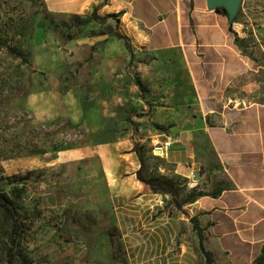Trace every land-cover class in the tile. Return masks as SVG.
Here are the masks:
<instances>
[{
  "label": "rangeland",
  "instance_id": "374dc122",
  "mask_svg": "<svg viewBox=\"0 0 264 264\" xmlns=\"http://www.w3.org/2000/svg\"><path fill=\"white\" fill-rule=\"evenodd\" d=\"M106 1L60 19L41 0H0V194L21 225L9 260L12 219L0 206V264H77L102 235L121 256L100 148L131 147L141 176L160 179L153 58L121 29L122 0L102 10ZM232 24L237 47L264 64V0H243ZM174 194L176 205L189 195Z\"/></svg>",
  "mask_w": 264,
  "mask_h": 264
},
{
  "label": "crops",
  "instance_id": "0c3cea01",
  "mask_svg": "<svg viewBox=\"0 0 264 264\" xmlns=\"http://www.w3.org/2000/svg\"><path fill=\"white\" fill-rule=\"evenodd\" d=\"M41 1L63 19L104 0ZM116 1L107 0L102 10ZM122 2L120 27L153 58L163 94L155 171L189 195L176 205V194L138 180L131 147L100 148L107 227L116 230L121 256L114 257L102 235L77 264H207L202 252L211 264H264V64L237 47L235 24L206 0ZM202 139L217 167L210 166ZM192 217L203 231L202 250Z\"/></svg>",
  "mask_w": 264,
  "mask_h": 264
},
{
  "label": "trees",
  "instance_id": "16d2710c",
  "mask_svg": "<svg viewBox=\"0 0 264 264\" xmlns=\"http://www.w3.org/2000/svg\"><path fill=\"white\" fill-rule=\"evenodd\" d=\"M218 10L226 14V12L223 9H218ZM136 154L138 156V160L140 163V168L138 169L137 174H136L138 180L148 185L153 191L166 192L172 195L174 192V186H175V184L172 181L160 180V179H145L141 176V169L143 168L144 160L140 153H136ZM213 194H215V192H213L212 195ZM199 195H204V194H201V193L197 194V196ZM0 206L10 214L11 219H12L10 242H9L10 247L7 253L8 259L11 260L13 258V254H12L13 248L16 246L17 241L20 237L21 225L18 221L17 213L12 203L4 195H1V194H0ZM202 253L206 258L207 264H211L212 263L211 256L206 252H202ZM22 264H30V263L27 261H23Z\"/></svg>",
  "mask_w": 264,
  "mask_h": 264
},
{
  "label": "water",
  "instance_id": "95a60500",
  "mask_svg": "<svg viewBox=\"0 0 264 264\" xmlns=\"http://www.w3.org/2000/svg\"><path fill=\"white\" fill-rule=\"evenodd\" d=\"M242 1L243 0H206V3L208 9H223L228 16V22L232 24L236 15L238 14ZM194 179L195 180L198 179V174L194 175ZM189 221L192 224L193 229L196 231L199 248L202 250L203 249L202 228L200 227L196 218L192 217L190 218Z\"/></svg>",
  "mask_w": 264,
  "mask_h": 264
},
{
  "label": "built area",
  "instance_id": "2783aa9c",
  "mask_svg": "<svg viewBox=\"0 0 264 264\" xmlns=\"http://www.w3.org/2000/svg\"><path fill=\"white\" fill-rule=\"evenodd\" d=\"M167 145H168V143L164 144L163 146H167ZM161 149H162V147H160V146L156 148V150H159V151H161Z\"/></svg>",
  "mask_w": 264,
  "mask_h": 264
}]
</instances>
